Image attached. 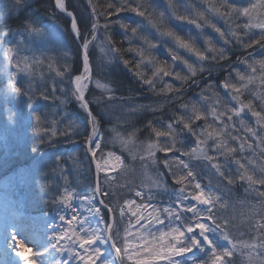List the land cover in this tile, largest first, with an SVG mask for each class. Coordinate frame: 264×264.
I'll return each instance as SVG.
<instances>
[{"label": "snow or ice", "instance_id": "obj_1", "mask_svg": "<svg viewBox=\"0 0 264 264\" xmlns=\"http://www.w3.org/2000/svg\"><path fill=\"white\" fill-rule=\"evenodd\" d=\"M33 2L0 6V112L31 130L26 229L48 240L12 232L18 264H264V0H55L74 62L57 47L64 17L47 24ZM121 64L138 88L117 97L100 72Z\"/></svg>", "mask_w": 264, "mask_h": 264}, {"label": "rangeland", "instance_id": "obj_2", "mask_svg": "<svg viewBox=\"0 0 264 264\" xmlns=\"http://www.w3.org/2000/svg\"><path fill=\"white\" fill-rule=\"evenodd\" d=\"M163 1V0H161ZM163 3H161V5H163ZM59 12V10H58ZM60 13V12H59ZM62 14V13H60ZM124 15H126V13H123ZM126 16H123L121 18H124ZM59 21V20H58ZM60 22V21H59ZM47 23H49L47 21ZM52 23V22H51ZM50 23V24H51ZM57 24L60 25L59 30H58V36H59V44L57 45L58 48H61L62 50H67L68 51V58L70 62H74L75 61V53L73 52L71 46L69 45V43L66 42V40L63 37V30H66V26L65 24H62L61 22ZM208 31L211 32V30L209 29ZM213 35H215L213 33ZM119 36V35H118ZM163 50H161L162 52ZM37 55H39V52L37 53ZM46 55H51V56H58L59 53L56 51H51L49 50L48 52H46ZM106 69H107V73H106ZM111 68H107V67H103L101 72H100V78L102 79V82H104V77H107V81H110V78L114 77V70L112 72H110ZM120 71H125V69H123V67L119 68ZM96 92L98 94H96L97 96L99 95V90H96ZM189 96H193L192 92H189ZM40 103H44L43 101H41ZM9 106L10 107H18L16 106V101L10 99L9 100ZM67 109L68 112L72 115L73 120L75 121L77 118V115L79 114V110L76 107L75 104H69L67 105ZM22 111H21V118L18 119L19 120V124L20 126L15 125V127H9L7 125V122L4 118V114L2 112H0V141H4L7 138L9 139L10 137H14L17 140L11 144V146L8 148V150L10 149H16L18 146L22 145V149H25L26 151L30 152L29 149L31 147V133L28 131V127L23 123L22 120ZM61 148V147H60ZM68 147H63L61 149H67ZM71 152L68 154H64V155H70L72 153H76L73 152L72 149L70 150ZM54 153L55 150L52 151V153L49 154L48 157H50L52 159V161L54 162ZM3 154H0V157ZM9 155V154H7ZM6 159V156L3 157V159L0 161V173L2 172L3 174L5 173V166L7 164H9L11 161H4ZM80 159H83V154H78V161ZM16 174L12 175H8V176H4L2 174H0L1 178H0V236L6 238L7 236H10L12 232H15L17 237L20 238V233L17 231L16 229H12V221L11 220H15L18 221L22 224L23 226V220L27 219V214L22 213L20 206L18 204V202L16 201V199H14L12 195V193L10 191H8L9 189H11V187L13 185H15L16 182L23 180L24 176L27 174V171H24L22 173H20V169L15 172ZM140 169L136 168L135 172L132 173V178H130L129 180H134L135 182L139 181L140 182ZM103 175V174H101ZM3 179H5L6 181L4 182ZM205 184L208 183V181L204 182ZM139 184V183H138ZM73 187L75 188L76 186L73 185ZM29 195L30 197L35 196V193L37 192L35 189V186L32 185L31 181H30V186H29ZM117 191H120V189H117ZM13 193H15L13 191ZM18 195V193H17ZM124 197H128V198H132L133 197V193L132 192H128L125 190L124 195L121 198ZM38 198V196H37ZM139 199V198H136ZM167 197L164 195H159L157 196V202H159L160 200H166ZM32 201L34 202V204L39 203V201L37 199H32ZM32 209H34V212L36 211V206L32 207ZM17 225V224H16ZM22 239L24 240V238H26V241H29L30 238L27 237V232L26 231H22ZM26 235V236H25ZM28 244V243H27ZM15 252V249L14 251ZM26 253V252H25Z\"/></svg>", "mask_w": 264, "mask_h": 264}, {"label": "trees", "instance_id": "obj_3", "mask_svg": "<svg viewBox=\"0 0 264 264\" xmlns=\"http://www.w3.org/2000/svg\"><path fill=\"white\" fill-rule=\"evenodd\" d=\"M66 3L71 5L72 3H74V0H66ZM82 3H83V5L85 7H87L85 0H82ZM93 3L102 4V3H104V0H93ZM5 5H6V0H0V6H5ZM54 7H55L54 6V0H34V2H33V9L36 11V14L41 16V18L44 19V20L48 19V21H50L49 18L53 15V13H55V15L59 16L56 13V10H55ZM69 10H71V8H69ZM82 11H83V9H80L75 14L79 15ZM88 12L90 13V9L89 8H88ZM121 14H123V13L119 14L120 17H121ZM126 14L128 15L130 13H126ZM108 19L109 20H115L116 16L113 15L111 17H108ZM100 22H101V24H103L104 17H100ZM61 23L65 24L66 28L68 29V21L65 18L63 19V21H61ZM114 31L119 32V28L115 27ZM66 39H68L73 44L74 51L76 52V46L73 43V38L71 37V35L69 33H68V36H67ZM115 39H116L117 43H119L120 37L118 35L115 36ZM106 73H107V70H106ZM114 74H115L114 77L110 78L111 79L110 81H107V80L104 79V82L105 83H110L111 81H116V82H119V83L123 84V87L119 91H117L115 93V95L117 97H120L121 95H125L126 96L128 94V92H129L130 88H138V85L135 84V82L133 81V78L131 77V75L127 71H126V73H124L125 75L123 73H120V74L114 73ZM110 86L115 87V85H112L111 83H110ZM93 90H94L95 94H98L96 92V89H93ZM138 98L140 99L141 103H146V104L153 103L155 100L158 99L157 97H153L151 94H148V93H144L142 97H138ZM186 99H187V97H186ZM93 107H95V106L93 105ZM63 146L66 147L68 145H63ZM30 154H31V152H30ZM158 155L163 156L164 154L163 153H159ZM136 163L138 165V162H136ZM169 183H171L170 180H169Z\"/></svg>", "mask_w": 264, "mask_h": 264}, {"label": "bare ground", "instance_id": "obj_4", "mask_svg": "<svg viewBox=\"0 0 264 264\" xmlns=\"http://www.w3.org/2000/svg\"><path fill=\"white\" fill-rule=\"evenodd\" d=\"M12 221V229H16V228H19V227H22V224L18 221H15L14 219L11 220ZM17 224V225H16ZM23 226H24V231H27L26 229V220H23ZM33 241H35V243L32 244L31 240L29 241H25V243H28L29 245H32L34 247L37 248V250H42L44 247L47 246L48 244V240H47V236H42V237H32ZM20 239H22L20 237ZM5 250H7V252L10 254V258L11 260L13 261V264H18V258H16L14 256V247H13V244H12V241L10 239V236H7L6 238L4 237H1L0 236V253H3L5 252ZM25 256L26 257H30L31 256V253L29 252H26L25 253Z\"/></svg>", "mask_w": 264, "mask_h": 264}, {"label": "water", "instance_id": "obj_5", "mask_svg": "<svg viewBox=\"0 0 264 264\" xmlns=\"http://www.w3.org/2000/svg\"><path fill=\"white\" fill-rule=\"evenodd\" d=\"M63 14V13H62ZM64 15V14H63Z\"/></svg>", "mask_w": 264, "mask_h": 264}]
</instances>
